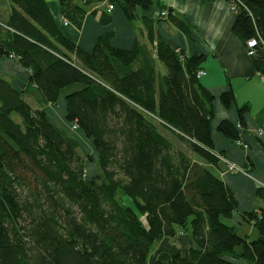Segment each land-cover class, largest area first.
I'll use <instances>...</instances> for the list:
<instances>
[{
  "label": "trees",
  "instance_id": "obj_1",
  "mask_svg": "<svg viewBox=\"0 0 264 264\" xmlns=\"http://www.w3.org/2000/svg\"><path fill=\"white\" fill-rule=\"evenodd\" d=\"M8 1L0 58L16 60L31 77L24 91L0 77V264H264V240L222 222L236 215L237 203L213 171L220 161L211 137L214 99L197 78L204 57L171 48L146 17L152 49L138 41L116 49L105 35L88 54L64 37L45 0ZM226 1L237 13L233 33L245 44L261 40L252 62L264 77V0ZM87 3L59 0L62 17L81 29ZM108 3L130 22L155 7V0ZM154 54L167 70L159 78ZM74 85L84 89L66 97V121L91 141L101 171L93 179L78 143L25 98L32 89L55 107ZM221 102L231 108L234 92ZM247 111L238 110L240 129L223 122L218 131L240 141ZM256 197L264 204V188ZM243 219L264 234V209ZM182 233L194 248L149 263L159 242Z\"/></svg>",
  "mask_w": 264,
  "mask_h": 264
},
{
  "label": "crops",
  "instance_id": "obj_2",
  "mask_svg": "<svg viewBox=\"0 0 264 264\" xmlns=\"http://www.w3.org/2000/svg\"><path fill=\"white\" fill-rule=\"evenodd\" d=\"M45 2L64 37L88 54L93 52L98 39L105 35L113 36L112 46L116 49L131 50L136 41L150 46L141 21L146 17L154 23L155 36L171 48L186 56L204 57L201 69L205 75L200 78V83L214 99L211 122L214 152L240 169L228 171L222 161L213 169L237 203L236 215L229 220L222 219V222L235 228L243 237L264 240V234L243 219V215L264 209V204L256 197L257 189L264 188V77L255 71L246 44L233 33L237 18L233 6L226 0H155L154 8L148 12L138 10V19L130 22L119 6L115 5L109 11L108 0H78L80 4L88 3L82 28L77 29L68 22L67 25L64 23L66 20L62 17L59 0ZM162 11L167 13L166 17L160 16ZM10 16V2L0 0V25L7 27ZM161 64L156 59L158 78L163 75L158 73ZM0 77L15 89L24 91L31 73L14 59L0 58ZM83 89V85L64 89L55 107L44 104L32 89L25 98L33 108L46 111L50 123L69 138L75 139V135L85 138L78 128L75 135L70 130L73 125L66 121L65 101L67 96ZM230 89L234 92L235 103L226 108L221 97ZM244 106L248 111L243 117L246 131L241 139L249 149L218 131L223 122L237 128L240 123L238 110ZM187 248H194V244L189 233H182L176 238V253H183ZM234 263L248 264L242 260Z\"/></svg>",
  "mask_w": 264,
  "mask_h": 264
},
{
  "label": "rangeland",
  "instance_id": "obj_3",
  "mask_svg": "<svg viewBox=\"0 0 264 264\" xmlns=\"http://www.w3.org/2000/svg\"><path fill=\"white\" fill-rule=\"evenodd\" d=\"M158 73H161L165 75L167 73V70L163 64H161V68L158 71ZM162 75V76H163ZM50 121V120H49ZM54 125V124H53ZM56 127V125H54ZM70 128L72 132H74L75 135V129ZM165 136H167L176 146V140L167 132L162 131ZM75 141L78 143L79 146V152L82 154V156L86 160V176L89 179H93L96 177L101 176V171L98 167L97 163V156L95 154V151L92 147V144L83 137H79L78 135H75ZM120 201L126 205H129V202L125 198H120ZM160 253H168L170 255H175L176 254V238L175 239H164L161 242L157 244L155 247L152 255L150 256V262L152 263L158 254Z\"/></svg>",
  "mask_w": 264,
  "mask_h": 264
},
{
  "label": "built area",
  "instance_id": "obj_4",
  "mask_svg": "<svg viewBox=\"0 0 264 264\" xmlns=\"http://www.w3.org/2000/svg\"><path fill=\"white\" fill-rule=\"evenodd\" d=\"M108 8L111 11V10L114 9V6L109 4L108 5ZM233 8L235 10V7H233ZM160 16L161 17H166L167 16V13L165 11H163V12L160 13ZM64 23L67 25V21H65ZM260 42H261V40L258 39V38H253V39H250V40H248L246 42L247 54H248V56L250 58H253V57L256 56L257 49L260 46ZM204 75H205V72L203 70H200L198 72V74H197V78L200 79ZM72 127L75 130L77 129V126H75V125H73ZM237 128L240 129V125H238ZM237 143H238V145L244 147L245 149H249V145L246 144V143H244L242 141V139L240 141H238ZM217 157L219 158L220 161H222L226 165L228 171H231V172L232 171H240V169L238 167H236V165H234L233 163H231L230 161H228L225 157H222L221 155H217Z\"/></svg>",
  "mask_w": 264,
  "mask_h": 264
}]
</instances>
